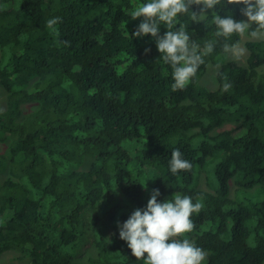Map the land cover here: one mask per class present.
Here are the masks:
<instances>
[{"label": "trees", "instance_id": "trees-1", "mask_svg": "<svg viewBox=\"0 0 264 264\" xmlns=\"http://www.w3.org/2000/svg\"><path fill=\"white\" fill-rule=\"evenodd\" d=\"M146 2L0 0V256L83 264L93 252L89 264H143L118 222L159 189L158 202L181 195L203 204L181 237L208 254L203 264H264V38L245 42V63L228 60L223 45L243 36L217 37L211 9L202 23L180 15L201 52L215 46L190 84L172 91L155 39L132 35L143 18L130 13ZM241 9L217 6L236 20ZM215 64L210 88L203 75ZM174 149L190 171L171 173ZM85 157L92 166L80 169ZM255 187L260 197L240 195ZM106 220L109 240L99 228Z\"/></svg>", "mask_w": 264, "mask_h": 264}, {"label": "clouds", "instance_id": "clouds-1", "mask_svg": "<svg viewBox=\"0 0 264 264\" xmlns=\"http://www.w3.org/2000/svg\"><path fill=\"white\" fill-rule=\"evenodd\" d=\"M193 5L199 11H193ZM227 5H243L241 12L247 20H236L231 14L221 16L217 6L224 8ZM209 9L212 10L217 37L227 40L233 35L243 36L250 30L253 37H264V0H224L223 4L222 0H148L130 13L132 19L143 18L132 35L143 37L150 34L163 62L171 66L172 91L183 90L190 84L205 63L204 56L210 54L215 46V42H208L201 52L199 46L191 41L187 26L180 23L179 16L189 15L193 23H202ZM59 20V17L50 19L47 26L52 27ZM161 24L167 29L163 35L160 34ZM223 50L236 59L244 51L228 43L223 45ZM230 88V83L223 85L224 91ZM191 168V163L182 158L180 150L174 149L170 160L171 173L175 175ZM159 195V189H153L145 208L135 209L126 221L118 222L120 238L127 242L132 255L143 264H203L208 254L191 240L181 239L194 230L191 217L194 213L199 214L203 204L193 203L191 197L181 195H175L171 201L158 202Z\"/></svg>", "mask_w": 264, "mask_h": 264}, {"label": "rangeland", "instance_id": "rangeland-1", "mask_svg": "<svg viewBox=\"0 0 264 264\" xmlns=\"http://www.w3.org/2000/svg\"><path fill=\"white\" fill-rule=\"evenodd\" d=\"M244 6L242 5V8ZM244 16V15H243ZM244 20H247V17L244 16ZM264 37H253V36H248L246 35V33L243 35V41L238 44L237 46L240 49H243V54L240 56L239 59H236L233 57L232 54L228 53V60H234L237 61L239 63H245V61L247 60V56H248V49L245 45V42L247 40H257V39H262ZM220 65L219 64H215L212 66H209V68L207 69V72L205 75H203V80L207 83V86L210 88H215V80L213 75H215V73L217 72V70L219 69ZM34 81V80H32ZM6 97H7V92L4 89V87L2 85H0V109H5L6 107ZM32 105V103H28L25 104V106H23L25 108V113H24V117L27 115V113H29L28 111L30 110V106ZM6 149V144L2 145L1 147V151L4 152V150ZM90 163L92 166L93 161L91 162L90 159H88L87 157H85V159L81 162V164L79 165L80 169H88L90 167ZM142 180L146 181V176L142 175ZM201 185L206 186L205 185V178L202 177L201 178ZM244 195V196H248V197H260L262 194V189L260 187H255L253 189H244L242 191V193H240V195ZM83 220H86L84 217H82ZM99 228L102 229V234L105 238H107L109 240V236H110V232H112V225L109 221H101L99 223ZM92 236L91 237H85L82 240V243L85 244L84 247H89V244H92ZM67 251H69L71 254H73L75 256L76 252H75V248H70L67 247L65 248ZM19 253L18 252H12V253H6L2 256H0V264H29V257L27 256H23L22 258H18L17 255ZM95 254L93 252H90V254L88 256H84L85 258L83 259V264H89V256H94ZM147 255V254H146Z\"/></svg>", "mask_w": 264, "mask_h": 264}]
</instances>
